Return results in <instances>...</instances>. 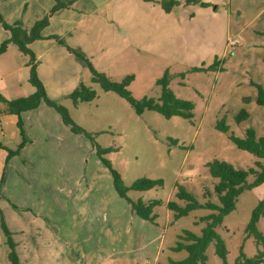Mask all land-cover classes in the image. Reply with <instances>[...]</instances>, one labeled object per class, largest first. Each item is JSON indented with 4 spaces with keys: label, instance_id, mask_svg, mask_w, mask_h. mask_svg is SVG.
<instances>
[{
    "label": "rangeland",
    "instance_id": "374dc122",
    "mask_svg": "<svg viewBox=\"0 0 264 264\" xmlns=\"http://www.w3.org/2000/svg\"><path fill=\"white\" fill-rule=\"evenodd\" d=\"M181 2L167 13L153 0H81L66 20L51 24L50 19L48 32L64 39L66 46L113 81L134 77L129 91L137 100L160 99L162 86L157 82L168 73L174 94L194 103L193 121L166 119L153 111L138 116L126 100L93 84L86 62L68 56L71 53L57 39L60 46L53 52L60 54L37 59L36 68L47 96L65 106L97 145L114 149L105 158L126 186L141 178L163 181L162 187L128 193L134 201L164 203L156 209L158 225L142 220L119 197L92 140L74 134L54 109L42 103L38 110L22 114L27 143L0 169V264H12V253L18 264L184 260L187 252L171 249L184 231L201 235L205 223L200 218L210 212L195 211L174 220L166 205L176 200L178 185L202 201L206 190L214 191L216 181L208 163L225 161L245 170L255 168L258 161L264 166V159L238 149L229 139L232 133L244 138L249 129L264 138V108L256 103L255 86L264 87V0H208V8ZM8 3L15 10L9 24L31 29L37 15L53 9L56 0ZM28 9L30 18L24 24ZM81 13L85 19L74 26ZM231 40L238 41L233 48ZM215 60L220 62L217 71L209 69ZM30 61L17 47H9L6 59L0 61V95L17 100L36 93ZM81 83L91 86L97 98L76 107L71 94ZM242 113L248 117L238 122ZM223 119L230 127L228 134L217 129ZM18 122L19 117L0 116V140L4 127L10 134L2 140L11 151L22 142L20 134L11 140ZM253 180L249 178L250 183ZM262 201L264 185L245 191L236 210L217 228L229 264H235L241 253L252 259L261 250L248 227ZM257 228L264 234V217ZM207 256L209 264H223L215 243Z\"/></svg>",
    "mask_w": 264,
    "mask_h": 264
},
{
    "label": "trees",
    "instance_id": "16d2710c",
    "mask_svg": "<svg viewBox=\"0 0 264 264\" xmlns=\"http://www.w3.org/2000/svg\"><path fill=\"white\" fill-rule=\"evenodd\" d=\"M76 1L78 0H70L68 2L56 0V4L51 13L43 19L38 20L30 30L20 25L9 24L0 13V26L11 34V37L5 40L0 46V57L7 52L10 44H14L22 54L29 56L32 66L31 81L37 89L34 95L17 100H8L3 95H0V103L5 106L2 113L19 117L18 128L22 137V142L17 151H11L1 143L0 148L8 152L6 163H8L12 157L18 155L19 151L27 143L24 123L21 118L22 114L36 110L42 103H45L49 108L54 109L61 116L64 124L69 127L74 134L85 135L92 140L96 148L97 156L111 172L113 185L119 197L129 203L133 211L142 220L157 225L159 216L156 213V209L163 206L164 203L160 200L146 202L139 199L134 201L128 196V193L131 191L147 192L162 187L164 184L163 181L141 178L136 180L131 186H126L121 174L115 170L111 162L105 158V155L113 152L114 149H103L97 145L93 138V134L88 133L85 129L76 124L65 106L59 104L55 100H51L47 96L44 85L37 75V58L35 53L30 49V44L37 40L57 39L60 44L66 46L64 41L58 39L56 36L44 37L43 31L50 25V19L53 15L62 9L71 7ZM184 4L187 6H199L201 8H208L210 6L205 0H185ZM160 5L167 13H171L176 7L181 6L182 2L177 0H164L160 2ZM66 47L71 54L76 55L86 62L91 72V81L93 84L99 85L105 92L115 93L126 100L138 116L144 115L146 111H153L163 115L166 119L181 117L185 120L193 121L195 117L194 103L180 99L174 94L169 88L170 76L168 73L157 82L158 85L162 86V95L160 99L155 100L145 97L142 100H137L129 91L134 77L129 76L122 82H115L106 74L95 70L92 64L80 52H77L69 46ZM219 68L220 62L215 60L214 65L209 69L217 71ZM194 70L206 71V69ZM182 77H184V75H182ZM255 86L258 91L256 103L258 106L264 108V87ZM96 98L97 92L91 86H87L84 83H81L71 94V99L76 107L82 103H91ZM247 117L248 115L246 113H242L237 117V121L240 122ZM217 129L225 134L230 132V127L226 124L225 119L218 122ZM229 139L238 149L254 155L259 160L264 159V138H258L253 129H249L244 138L237 137L232 133L229 135ZM171 141L173 145H178L176 140ZM207 167L212 177L216 180L214 191L210 189L206 190L204 197H202V201H199L188 189L178 185L176 200L169 201L166 205L167 209L173 213L175 220L188 217L195 211L203 210L210 212L209 215L200 218V223H205L201 235H197L191 231H184V235L180 236V241L172 248L173 252H187V257L181 261L170 260L169 264H209L207 250L212 243H215L216 254L222 259L223 264H229L227 260L228 252L223 240L217 232V228L223 225L226 216L236 210L238 199L245 191L264 185V166L260 161L256 162V167L250 170L238 168L230 163L219 160L208 163ZM250 177L254 178L252 183L249 182ZM214 196L215 200L213 199ZM262 217H264V201L260 202L259 206L254 210L252 220L248 227L250 237H254L257 245L262 248V250L252 259L247 258L244 253H241L235 264H262L264 262V234L260 233L257 228ZM10 260L12 264H18L15 253L10 254Z\"/></svg>",
    "mask_w": 264,
    "mask_h": 264
},
{
    "label": "crops",
    "instance_id": "0c3cea01",
    "mask_svg": "<svg viewBox=\"0 0 264 264\" xmlns=\"http://www.w3.org/2000/svg\"><path fill=\"white\" fill-rule=\"evenodd\" d=\"M8 1H11V0H0V12H2L3 14V16H4V18L8 21V23H10L9 21H10V17L11 16H15V10H14V8H12V6H11V4L9 5V3H8ZM62 2H68V1H70V0H61ZM80 1L81 0H78V1H76L71 7H69V8H65V9H62V10H60V11H58L55 15H53L52 16V18H51V24L53 23V21H55L56 19H60L61 21L62 20H66L67 19V17H70L69 15H70V13H73L75 10H76V8H77V6H78V4L80 3ZM153 1H156V2H158V3H160V2H162V1H164V0H153ZM177 1H181V0H177ZM205 1H208V0H205ZM29 8V7H28ZM53 8V7H52ZM177 8V7H176ZM175 8V9H176ZM51 11H52V9L50 10V11H47V9H45L44 11H41L40 13H39V15H37V17H36V20H39V19H42V18H44L45 16H47V15H49L50 13H51ZM67 13V14H66ZM30 14H31V12H30ZM30 14H29V9L25 12V14H23V16L25 17L24 18V21H23V23L24 24H27V21L29 20V18H30ZM10 16V17H9ZM16 17H14V19H15ZM85 19V15L83 14V13H81L80 14V17L77 19H75L74 20V26H77L78 24H80V23H82L83 22V20ZM67 22V21H66ZM11 24H13V23H11ZM24 28L25 29H28V30H30V26H27V25H24ZM49 26L43 31V35H44V37H46V38H48L49 36H52V35H50V33L48 32L49 31ZM4 31V32H3ZM11 37V34L8 32V31H6V30H4L3 28H2V26H0V44L2 43V42H4L3 40H7V39H9ZM64 40V39H63ZM12 45L13 46H15L14 44H10L9 45V47L11 46L12 47ZM60 46V44H58V42L55 40V39H45V40H37V41H35V42H33V43H31L30 44V49L35 53V55H36V57H37V59L40 61V60H46V59H49V56H52V54L53 53H57L58 55L60 54V52H53L56 48H58ZM9 47H8V49H9ZM16 47V46H15ZM19 51V50H18ZM7 53H8V50H7V52L5 53V54H3L1 57H0V61L1 60H5L6 59V55H7ZM19 53H21L20 51H19ZM69 53V52H68ZM22 54V53H21ZM68 56H71V58H72V54L70 55V54H68ZM73 59V58H72ZM1 104V103H0ZM3 105V104H2ZM48 107V106H47ZM5 109V106L3 105L2 107H0V116H11V117H17V116H14V115H7V114H4V113H2V111ZM51 109V108H50ZM36 110H38V109H36ZM34 111V110H33ZM42 111V110H41ZM30 112V111H29ZM26 113H28V112H26ZM26 113H24V114H26ZM64 123V122H63ZM3 126H5V124L4 123H1V127H3ZM25 126H26V124H25ZM16 129V130H15ZM7 133H9V131L7 130L6 131V129H4V127H3V129H2V139L4 140L5 138H7ZM10 134V133H9ZM17 134H20L19 133V130H18V128H16V126L13 128V134H11V137H12V139L11 140H13V141H15V137L17 136ZM0 140V143L2 144V145H4L5 147H7L6 145H5V143L3 142V140ZM6 158H7V152H6V150H4V149H1L0 148V169H1V167H2V162H4L5 160H6ZM10 163V162H9ZM156 189V188H155ZM170 212V211H169ZM170 213H172V212H170ZM175 220V219H174ZM148 222V221H147ZM152 224V223H151ZM154 225V224H153ZM157 225H158V221H157ZM174 248V247H173ZM172 250V249H171ZM261 250H262V248H261ZM173 251V250H172ZM169 264V263H168ZM262 264H264V262L262 263Z\"/></svg>",
    "mask_w": 264,
    "mask_h": 264
},
{
    "label": "built area",
    "instance_id": "2783aa9c",
    "mask_svg": "<svg viewBox=\"0 0 264 264\" xmlns=\"http://www.w3.org/2000/svg\"><path fill=\"white\" fill-rule=\"evenodd\" d=\"M237 44H238V41H237V40H231L230 43H229V46L233 48V47H235Z\"/></svg>",
    "mask_w": 264,
    "mask_h": 264
}]
</instances>
